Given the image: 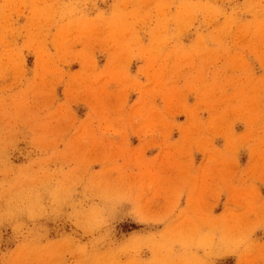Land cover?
<instances>
[{"label": "rangeland", "instance_id": "obj_1", "mask_svg": "<svg viewBox=\"0 0 264 264\" xmlns=\"http://www.w3.org/2000/svg\"><path fill=\"white\" fill-rule=\"evenodd\" d=\"M0 264H264V0H0Z\"/></svg>", "mask_w": 264, "mask_h": 264}]
</instances>
